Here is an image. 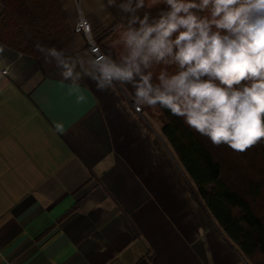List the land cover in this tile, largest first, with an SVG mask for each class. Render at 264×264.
Wrapping results in <instances>:
<instances>
[{
  "label": "crops",
  "instance_id": "1",
  "mask_svg": "<svg viewBox=\"0 0 264 264\" xmlns=\"http://www.w3.org/2000/svg\"><path fill=\"white\" fill-rule=\"evenodd\" d=\"M59 2L69 56L90 54L80 16L98 44L116 26L104 0ZM0 47V264H249L194 198L158 109Z\"/></svg>",
  "mask_w": 264,
  "mask_h": 264
},
{
  "label": "clouds",
  "instance_id": "2",
  "mask_svg": "<svg viewBox=\"0 0 264 264\" xmlns=\"http://www.w3.org/2000/svg\"><path fill=\"white\" fill-rule=\"evenodd\" d=\"M162 2L156 16L137 14L144 0L121 5L131 15L118 57L37 47L64 81L130 86L137 107L160 106L213 145L243 151L264 140V0Z\"/></svg>",
  "mask_w": 264,
  "mask_h": 264
},
{
  "label": "trees",
  "instance_id": "3",
  "mask_svg": "<svg viewBox=\"0 0 264 264\" xmlns=\"http://www.w3.org/2000/svg\"><path fill=\"white\" fill-rule=\"evenodd\" d=\"M0 42L27 56L40 59L37 47L57 48L73 34L59 0H0ZM116 26L99 39L104 53L118 57L122 45L116 43L127 28L128 12L121 5L126 0H104ZM145 12L156 16L166 5L144 0ZM151 5L149 8L148 5ZM106 41V42H105ZM163 65L152 71L158 74ZM170 72L175 68H169ZM134 103V90L120 86ZM158 109L162 133L174 150L190 181L194 198L216 221L227 241L249 264H264V140L239 151L211 141L190 128L184 119L168 110Z\"/></svg>",
  "mask_w": 264,
  "mask_h": 264
},
{
  "label": "built area",
  "instance_id": "4",
  "mask_svg": "<svg viewBox=\"0 0 264 264\" xmlns=\"http://www.w3.org/2000/svg\"><path fill=\"white\" fill-rule=\"evenodd\" d=\"M74 31L75 33L83 34L87 38L90 54L103 53L101 46L97 44L93 38V27L91 23L84 16H80L77 24L74 27ZM133 107L136 112H142L141 107H137L135 104H133Z\"/></svg>",
  "mask_w": 264,
  "mask_h": 264
},
{
  "label": "rangeland",
  "instance_id": "5",
  "mask_svg": "<svg viewBox=\"0 0 264 264\" xmlns=\"http://www.w3.org/2000/svg\"><path fill=\"white\" fill-rule=\"evenodd\" d=\"M156 1L157 0H155V1H153V3H155L156 4ZM159 2H162V0H159ZM163 3V2H162ZM149 6V8H151V5L149 4L148 5ZM103 35V34H102ZM98 44V43H97ZM90 52V51H89ZM102 52H103V50H102ZM104 53V52H103ZM142 109H148L147 111H149V112H155L156 111V109L155 108H153V107H149V106H143V107H141Z\"/></svg>",
  "mask_w": 264,
  "mask_h": 264
}]
</instances>
